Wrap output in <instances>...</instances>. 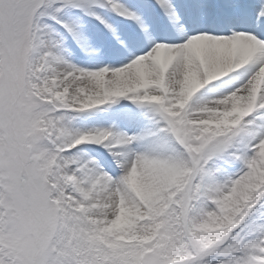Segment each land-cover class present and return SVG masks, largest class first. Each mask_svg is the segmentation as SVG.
Instances as JSON below:
<instances>
[{
    "label": "snow or ice",
    "instance_id": "1",
    "mask_svg": "<svg viewBox=\"0 0 264 264\" xmlns=\"http://www.w3.org/2000/svg\"><path fill=\"white\" fill-rule=\"evenodd\" d=\"M0 264H264V0H0Z\"/></svg>",
    "mask_w": 264,
    "mask_h": 264
}]
</instances>
